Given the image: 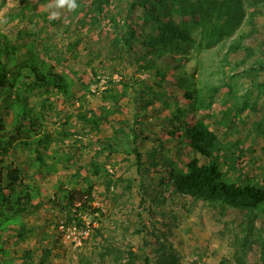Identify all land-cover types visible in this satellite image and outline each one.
Here are the masks:
<instances>
[{
  "label": "rangeland",
  "instance_id": "1",
  "mask_svg": "<svg viewBox=\"0 0 264 264\" xmlns=\"http://www.w3.org/2000/svg\"><path fill=\"white\" fill-rule=\"evenodd\" d=\"M51 3L0 0V48L18 45V61L35 51L69 80L68 93L25 90L36 118L23 122L33 136L51 137L39 151L36 142L0 147V193H9L14 169L18 188L35 192L17 222L6 210L2 216H10L6 229L0 225L8 259L127 264L131 249L133 264H146V256L149 264H264L260 210L197 201L173 179L197 158L216 161L238 183L264 186V0H77L75 11L50 20ZM146 8L183 35L161 40ZM231 9L239 17L229 28ZM211 22L221 29L211 33ZM188 88L213 98L212 106L196 111ZM2 95L4 139L19 131ZM198 118L226 146L213 157L184 135Z\"/></svg>",
  "mask_w": 264,
  "mask_h": 264
},
{
  "label": "trees",
  "instance_id": "2",
  "mask_svg": "<svg viewBox=\"0 0 264 264\" xmlns=\"http://www.w3.org/2000/svg\"><path fill=\"white\" fill-rule=\"evenodd\" d=\"M146 9L160 25L162 37L166 35V37L161 38V40L170 41L174 38L172 34H174L175 37L179 34L183 35L182 30L176 27L172 22H163L161 15L156 10L150 8ZM230 11L231 16L226 20L227 23L225 24V26H229V28L234 26L237 17H239L237 11L233 12L232 9ZM218 29H221V25H215L211 22L210 32L214 33ZM125 42L127 45H130L132 36L125 37ZM17 50L18 45L6 43L0 48V56L4 54L6 57L4 61L0 59V92H2V98L8 104V107L14 109L15 113L12 125L17 127L19 131L16 136L12 135L3 139L2 137H4V135H1V130L5 128V125L3 121L0 120V147H3L4 150L8 152L10 149L9 144L16 143L17 141H20L22 145L26 146H30V144H33L32 142H36L37 145L35 149L39 151V146L46 140L51 139V137L49 134L38 132L33 136L31 134L32 127L24 123L29 120V123L33 124L32 121L36 118V115L32 112L33 108L29 105L28 95L25 93V90L26 88L35 90L52 87L57 88L63 93H68L69 80L66 74L56 71L53 64L49 63L35 51L29 50V56L18 61L16 55ZM23 85L25 89H23ZM13 94L14 97H12ZM185 95L192 100V108H195L196 111L201 108H210L212 106L213 98L205 101L203 96L202 98L199 96L197 89L188 88ZM79 117L86 122L95 123L96 125L99 124L98 119L95 117L90 118L85 113L79 114ZM184 135L190 140V144L194 149L207 157H213L226 147L203 118H198L194 123L190 124L185 129ZM135 139H138L137 133H135ZM4 144H7V146H4ZM134 151L137 156V163L140 165L142 153L137 147H135ZM37 159L42 160V157L39 156ZM96 169L98 171L100 168L96 167ZM13 171L14 174H11L13 183L10 182L7 187L9 193H4L2 191V193H0V225L2 229L7 228L10 216H12L16 222L18 221L14 216L28 208L35 194L32 190L29 191L28 187H22V189L18 188L16 181L19 179V175H17L19 170L14 169ZM3 177V168L0 164V183ZM173 179L177 191L190 195L197 201L204 199L212 203L217 202L232 207H239L252 214L259 210L264 214V186L257 182L238 183L229 178L227 173L216 161L200 164L199 159L194 158L188 163L187 171L175 169V172H173ZM92 189V185L89 184L85 189V193H87L88 196H92ZM67 194L69 197L70 192ZM5 210L10 216L7 215V217L2 220ZM22 229L23 235L26 230L24 226ZM49 252V250L46 251V253ZM127 254L130 256L127 264L135 263V252L130 249L127 251ZM1 257L6 259L2 264H13L12 261L8 259V251L2 246H0V258ZM145 261L146 264H149L150 258L146 256ZM22 264L30 263L25 261Z\"/></svg>",
  "mask_w": 264,
  "mask_h": 264
},
{
  "label": "clouds",
  "instance_id": "3",
  "mask_svg": "<svg viewBox=\"0 0 264 264\" xmlns=\"http://www.w3.org/2000/svg\"><path fill=\"white\" fill-rule=\"evenodd\" d=\"M78 7L77 0H52V3L48 5V8L52 9L49 19H58L61 16L60 10L72 12Z\"/></svg>",
  "mask_w": 264,
  "mask_h": 264
}]
</instances>
